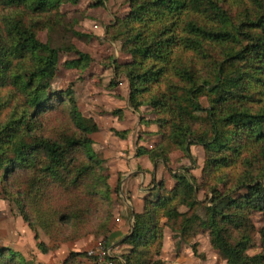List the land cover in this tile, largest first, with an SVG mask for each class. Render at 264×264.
<instances>
[{"label":"trees","instance_id":"trees-1","mask_svg":"<svg viewBox=\"0 0 264 264\" xmlns=\"http://www.w3.org/2000/svg\"><path fill=\"white\" fill-rule=\"evenodd\" d=\"M80 1L0 0V185L23 219L50 237L67 230L105 237L111 216L104 161L90 138L98 128L71 89L52 88L62 52L79 56L74 67L86 57L69 41L79 33L61 11ZM126 1L113 39L131 60L115 62L114 72L127 80L134 111L151 109L159 136L137 156L170 168L181 152L188 165L172 172L171 189L160 181L156 198L131 211L123 264H165L167 228L174 239L207 233L227 264H264V224L252 220L264 218V0ZM51 29L59 40L42 42L39 34ZM196 113L206 114L204 123ZM54 114L68 122L50 123ZM194 147L204 150L202 185L192 173ZM257 236L261 252L250 255ZM81 256L71 253L65 264ZM0 264L33 263L3 248Z\"/></svg>","mask_w":264,"mask_h":264},{"label":"rangeland","instance_id":"rangeland-1","mask_svg":"<svg viewBox=\"0 0 264 264\" xmlns=\"http://www.w3.org/2000/svg\"><path fill=\"white\" fill-rule=\"evenodd\" d=\"M99 1L103 3L102 6L96 4ZM61 11L74 22V28L79 33L78 36L69 38V41L86 57L79 66L74 67L70 64L79 56L62 52L52 88L55 91L71 89L78 111L86 119L92 120L98 128L90 138L93 140L92 149L97 159L104 161V175L111 188L112 203L107 208L111 216L106 240L104 235L93 233L75 237L68 234V230L50 237L44 229L34 228L23 219L15 199L0 185V249L13 250L16 255L33 264H65L71 253L87 255L94 247L110 246L114 250V256L122 258L129 249L122 245V241L123 236H127L128 229L130 228L129 232L132 229L131 211H142L145 199L156 198L154 188L160 181H165V188L171 189L175 184L172 172H178L183 165H188L181 152L172 154L170 168L163 164L153 165L147 156H137L140 148L153 147L159 141V136L151 109L142 107L134 111L129 103L127 80L116 76L114 72L115 62L131 60L121 39H113L117 21L124 19L129 13L127 1L81 0L78 5L64 4ZM60 34L56 29L45 30L39 34V39L44 43L50 39L58 41ZM65 116L54 114L47 120L50 123H61ZM192 117L198 123H204L206 114L196 113ZM64 122L67 123L68 119ZM192 152L197 161L192 173L202 185L204 150L202 147H194ZM204 198L205 194L200 192L199 199ZM130 218L132 222L129 221ZM121 219L126 220V223L121 224ZM252 220L257 229L264 224L260 213H254ZM121 227L125 229H120ZM41 245L50 251L44 253ZM261 249L257 236L249 254L256 255ZM161 259L165 264H227L224 253L218 251L209 235L200 230L195 235L174 239L172 232L165 229ZM88 263L87 256L77 258L74 263L68 262Z\"/></svg>","mask_w":264,"mask_h":264},{"label":"built area","instance_id":"built-area-1","mask_svg":"<svg viewBox=\"0 0 264 264\" xmlns=\"http://www.w3.org/2000/svg\"><path fill=\"white\" fill-rule=\"evenodd\" d=\"M113 252L110 246L94 247L87 252L88 264H123L122 258H116Z\"/></svg>","mask_w":264,"mask_h":264},{"label":"crops","instance_id":"crops-1","mask_svg":"<svg viewBox=\"0 0 264 264\" xmlns=\"http://www.w3.org/2000/svg\"><path fill=\"white\" fill-rule=\"evenodd\" d=\"M143 208H144V207H143ZM135 212L140 213V212H142V211H137L136 209H133V213H135ZM129 221L132 222V218H130ZM129 221H128V222H129ZM122 223L125 224V223H126V220L121 219V224H122ZM129 225H131V223H130ZM122 226H124V225H122ZM131 226H132V225H131ZM120 229H125V228H122V227H121ZM129 229H130V228H129ZM129 229H128L126 235H128V233H129ZM123 232H124V231H123ZM120 235L122 236V233H119V236H120ZM123 238H124V236H123Z\"/></svg>","mask_w":264,"mask_h":264}]
</instances>
